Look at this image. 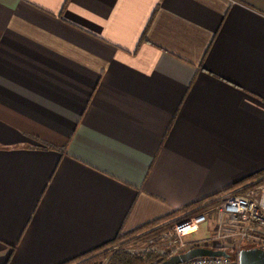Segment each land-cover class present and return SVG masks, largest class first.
<instances>
[{
	"label": "crops",
	"instance_id": "obj_1",
	"mask_svg": "<svg viewBox=\"0 0 264 264\" xmlns=\"http://www.w3.org/2000/svg\"><path fill=\"white\" fill-rule=\"evenodd\" d=\"M263 168L264 0H0V264H61Z\"/></svg>",
	"mask_w": 264,
	"mask_h": 264
},
{
	"label": "built area",
	"instance_id": "obj_2",
	"mask_svg": "<svg viewBox=\"0 0 264 264\" xmlns=\"http://www.w3.org/2000/svg\"><path fill=\"white\" fill-rule=\"evenodd\" d=\"M219 200L220 202L210 210H201L199 207L189 209L172 220L164 221L152 227L151 229H154L172 221L171 225L163 229L158 236H152L153 240L162 242L164 249H154L151 245H148L149 247L141 251L128 250L132 253L149 250L159 254V256L183 251L186 249L187 243L192 241L185 240V236L198 231L200 225L208 219V214L211 210L215 211L217 222L212 236L201 241L192 242L195 243V246L223 250L230 257L200 256L181 264H237L232 253L235 250V252L238 251L240 242L246 238L256 241L259 243L260 248L264 249V182L253 180L237 185L224 192L219 197ZM236 223H244L246 226L236 232H225L229 225ZM247 225L252 227L249 228ZM234 238H236L235 243H233ZM84 264H103V261L94 260Z\"/></svg>",
	"mask_w": 264,
	"mask_h": 264
},
{
	"label": "trees",
	"instance_id": "obj_3",
	"mask_svg": "<svg viewBox=\"0 0 264 264\" xmlns=\"http://www.w3.org/2000/svg\"><path fill=\"white\" fill-rule=\"evenodd\" d=\"M152 18H149L146 26L144 27L141 36H140V40L144 39L145 36V32L146 29L149 25V22ZM39 144L44 147V148H51V149H56L55 147L39 141ZM253 180H258L259 182H264V168L258 170L257 172L248 175L240 180H238L237 182L233 183L232 185H230L229 187H227L226 189H223L221 191H218L217 193L208 195L206 197L201 198L199 201L190 203L184 207H181L177 210H175L171 215H169L168 217H164L161 219H157L155 221H152L146 225H143L133 231H129L126 233H120L117 232V234L109 241L102 243L96 247H94L93 249L83 253L82 255H79L73 259H70L68 261H65L61 264H74L77 262H81L80 264H84L87 262H91V261H103V264H156L159 261H161L162 259L166 258L169 253H166L162 256H159V254L155 253V252H151L149 250H145L143 252H138V253H132L128 250L127 246L133 245L134 243H136L137 241H141L143 240L145 237L147 236H158V234L165 228L169 227L172 223V221L167 222L165 224H162L154 229H151L152 227H154L155 225H158L160 223H163L164 221H167L168 219H170L171 217H173L174 215L182 212V211H187L189 209H193L196 207H199L201 210L204 209H212L214 206H216L220 200L219 197L226 191H228L229 189L240 185V184H244ZM211 211H209L210 213ZM148 229H151L147 232H144ZM195 246V243L188 242L187 243V247H193ZM260 247L259 243L257 242H246L245 246H241L242 248H249V247ZM240 247V248H241ZM235 254L236 252L232 253L233 258H235Z\"/></svg>",
	"mask_w": 264,
	"mask_h": 264
},
{
	"label": "water",
	"instance_id": "obj_4",
	"mask_svg": "<svg viewBox=\"0 0 264 264\" xmlns=\"http://www.w3.org/2000/svg\"><path fill=\"white\" fill-rule=\"evenodd\" d=\"M200 256L230 257V255L223 250L194 246L180 252L172 253L156 264H181ZM235 260L237 264H264V249L257 246L240 248L235 254Z\"/></svg>",
	"mask_w": 264,
	"mask_h": 264
},
{
	"label": "rangeland",
	"instance_id": "obj_5",
	"mask_svg": "<svg viewBox=\"0 0 264 264\" xmlns=\"http://www.w3.org/2000/svg\"><path fill=\"white\" fill-rule=\"evenodd\" d=\"M216 213L215 211H212L208 214V219L203 222L201 225H200V228L198 231L194 232V233H191L187 236H185V240H189V241H201L202 239H205V238H209L212 236L213 232H214V229L216 227ZM244 226H246L244 223L243 224H232V225H229L227 227V231L225 232H236L238 231V229H241L243 228ZM247 227H252L251 225H247ZM152 239V236H147L145 237L143 240L141 241H137L136 243H134L133 245H130V246H127L128 249L130 250H135L136 252L137 251H141L143 250L144 248H147L149 247L148 245H151L152 248L154 249H164V247L162 246V242L161 241H158V240H153ZM150 241H152L151 244ZM256 242L250 238H246L245 240H242L239 244V247H238V250L240 249V247L242 246H245L246 245V242ZM236 242V238H234V242ZM241 247V248H242ZM236 249V248H235ZM234 249V250H235ZM236 251V250H235ZM233 251V252H235Z\"/></svg>",
	"mask_w": 264,
	"mask_h": 264
}]
</instances>
